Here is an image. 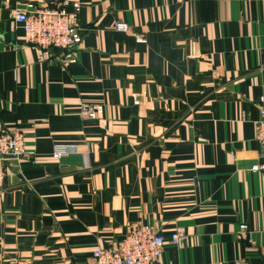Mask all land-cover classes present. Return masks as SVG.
Segmentation results:
<instances>
[{"label": "crops", "instance_id": "crops-1", "mask_svg": "<svg viewBox=\"0 0 264 264\" xmlns=\"http://www.w3.org/2000/svg\"><path fill=\"white\" fill-rule=\"evenodd\" d=\"M60 1L79 5L65 69L14 21ZM261 99L264 0H0V130L33 153L0 190V264H94L134 226L183 232L155 264H264ZM57 144L76 152L54 161Z\"/></svg>", "mask_w": 264, "mask_h": 264}, {"label": "built area", "instance_id": "built-area-1", "mask_svg": "<svg viewBox=\"0 0 264 264\" xmlns=\"http://www.w3.org/2000/svg\"><path fill=\"white\" fill-rule=\"evenodd\" d=\"M71 6L76 13L79 10L77 3L60 1L51 4L47 8H35L28 5L26 11L14 14V21L24 31L26 43L40 51L58 49L64 52L61 59L63 69L77 63L78 46L81 37L73 26V15L66 11ZM113 30L120 33H128L126 24L115 22ZM136 43L146 42L143 35L134 36ZM259 116L257 121L255 138L264 156V100H260ZM78 114L83 120L94 121L99 119L104 108L99 103H81ZM244 116L241 120H244ZM76 152L75 145L57 144L54 145L50 158L60 161ZM22 157H33L24 143L23 135L17 127L0 130V190L3 189L4 181L9 170L7 162L17 161ZM253 172L264 173V165H254ZM239 230L244 233L246 225H240ZM184 239L181 230L174 232L169 240H164L148 226L131 227L128 229L124 239L118 243H112L107 248H97L93 251L94 264H155L161 256L164 247L172 246L179 248Z\"/></svg>", "mask_w": 264, "mask_h": 264}, {"label": "water", "instance_id": "water-1", "mask_svg": "<svg viewBox=\"0 0 264 264\" xmlns=\"http://www.w3.org/2000/svg\"><path fill=\"white\" fill-rule=\"evenodd\" d=\"M6 166H7L8 169L14 170V168L11 166V163L10 162H7L6 163Z\"/></svg>", "mask_w": 264, "mask_h": 264}, {"label": "rangeland", "instance_id": "rangeland-1", "mask_svg": "<svg viewBox=\"0 0 264 264\" xmlns=\"http://www.w3.org/2000/svg\"><path fill=\"white\" fill-rule=\"evenodd\" d=\"M135 39V38H134ZM101 105V104H100ZM102 107H103V105H102ZM104 108V107H103Z\"/></svg>", "mask_w": 264, "mask_h": 264}]
</instances>
